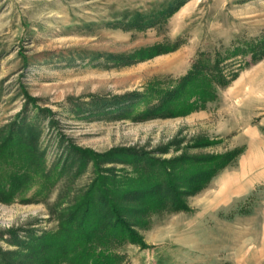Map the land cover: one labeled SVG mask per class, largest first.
I'll use <instances>...</instances> for the list:
<instances>
[{
    "label": "rangeland",
    "instance_id": "obj_1",
    "mask_svg": "<svg viewBox=\"0 0 264 264\" xmlns=\"http://www.w3.org/2000/svg\"><path fill=\"white\" fill-rule=\"evenodd\" d=\"M149 171L187 208L130 213L121 264H264V0H0V263L40 264L98 175Z\"/></svg>",
    "mask_w": 264,
    "mask_h": 264
},
{
    "label": "trees",
    "instance_id": "obj_2",
    "mask_svg": "<svg viewBox=\"0 0 264 264\" xmlns=\"http://www.w3.org/2000/svg\"><path fill=\"white\" fill-rule=\"evenodd\" d=\"M161 52V49H153L148 56ZM237 76L238 71L231 77L221 72L216 77L219 78L217 85L226 87ZM214 78L209 73L205 74L203 68H197L195 64L181 77L178 89L183 91L187 99L196 97L204 106L207 101L217 96ZM197 108L188 107L178 114H186ZM242 152L243 148H237L219 155L217 158L223 161L218 169L226 167ZM164 176H167L169 181L168 190L172 191L175 188L173 177L168 172ZM159 178L155 171L140 172L137 175L128 173L125 177L98 175L86 193L70 207L68 215L61 220L58 229L34 236L35 243L32 245L27 243L28 247L32 248L31 258L40 264H121L125 254L120 248L124 244H145L127 219L130 213L166 208L169 197H173L172 206L175 210L187 208V205L179 202L180 199L174 192L170 194L168 191L169 195L161 193Z\"/></svg>",
    "mask_w": 264,
    "mask_h": 264
}]
</instances>
